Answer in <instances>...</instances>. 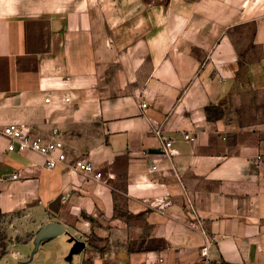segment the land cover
<instances>
[{
    "label": "crops",
    "instance_id": "1",
    "mask_svg": "<svg viewBox=\"0 0 264 264\" xmlns=\"http://www.w3.org/2000/svg\"><path fill=\"white\" fill-rule=\"evenodd\" d=\"M260 1L0 0V264H264Z\"/></svg>",
    "mask_w": 264,
    "mask_h": 264
},
{
    "label": "built area",
    "instance_id": "2",
    "mask_svg": "<svg viewBox=\"0 0 264 264\" xmlns=\"http://www.w3.org/2000/svg\"><path fill=\"white\" fill-rule=\"evenodd\" d=\"M51 99L46 98L45 102L49 104ZM66 101H70L69 98ZM147 104H143L142 108H146ZM3 136L8 140L9 152H34L46 159V168L48 170H54L58 166H64L67 169L81 173L88 177H94L99 179L100 174L95 172L93 164L85 159H78L73 162L68 161V156L65 151V144L59 136L58 130H53L52 140L47 141L41 137H32L30 134L16 124H10L6 126L2 132ZM185 140H191L190 136H185ZM163 147L165 152H170L171 143L164 141ZM154 170L157 167L153 168ZM16 177V176H15ZM210 243L207 241L206 245L201 249L200 264H232L223 261L214 262L211 260L210 255Z\"/></svg>",
    "mask_w": 264,
    "mask_h": 264
},
{
    "label": "water",
    "instance_id": "3",
    "mask_svg": "<svg viewBox=\"0 0 264 264\" xmlns=\"http://www.w3.org/2000/svg\"><path fill=\"white\" fill-rule=\"evenodd\" d=\"M63 228L56 223H50L45 228H43L37 235L34 245H35V251L34 253L39 249V246L43 240H47L51 237L60 235L63 233Z\"/></svg>",
    "mask_w": 264,
    "mask_h": 264
},
{
    "label": "rangeland",
    "instance_id": "4",
    "mask_svg": "<svg viewBox=\"0 0 264 264\" xmlns=\"http://www.w3.org/2000/svg\"><path fill=\"white\" fill-rule=\"evenodd\" d=\"M258 1H259V0H257V2H258ZM255 3H256V2H255ZM261 3L263 4V3H264V0L260 1V2L258 3V5L256 6V8H258V10H259L260 6L262 5ZM247 33H248V35H249L250 31H248ZM103 70H105V68H103ZM8 221H9V217H4V216H2V215L0 214V229H1V231H0V234H1V236H0V240H1V237L3 236L2 234L5 233V231H3V230L5 229V226L9 223Z\"/></svg>",
    "mask_w": 264,
    "mask_h": 264
}]
</instances>
